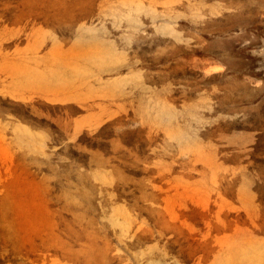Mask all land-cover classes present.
Listing matches in <instances>:
<instances>
[{
	"label": "rangeland",
	"instance_id": "374dc122",
	"mask_svg": "<svg viewBox=\"0 0 264 264\" xmlns=\"http://www.w3.org/2000/svg\"><path fill=\"white\" fill-rule=\"evenodd\" d=\"M0 264H264V0H0Z\"/></svg>",
	"mask_w": 264,
	"mask_h": 264
}]
</instances>
